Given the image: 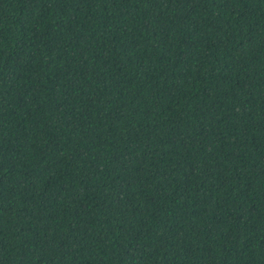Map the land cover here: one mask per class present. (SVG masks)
<instances>
[{"label": "trees", "instance_id": "trees-1", "mask_svg": "<svg viewBox=\"0 0 264 264\" xmlns=\"http://www.w3.org/2000/svg\"><path fill=\"white\" fill-rule=\"evenodd\" d=\"M0 264H264V0H0Z\"/></svg>", "mask_w": 264, "mask_h": 264}]
</instances>
